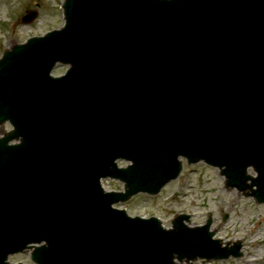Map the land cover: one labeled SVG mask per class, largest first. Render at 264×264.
<instances>
[{
	"label": "water",
	"instance_id": "obj_1",
	"mask_svg": "<svg viewBox=\"0 0 264 264\" xmlns=\"http://www.w3.org/2000/svg\"><path fill=\"white\" fill-rule=\"evenodd\" d=\"M63 8L65 27L0 59V125L14 127L0 138V264L27 250L37 264L239 255L216 251L210 222L192 229L183 216L165 229L112 205L158 193L180 174L179 157L219 167L229 187L264 202V0ZM58 62L71 68L53 78ZM106 177L126 192H106Z\"/></svg>",
	"mask_w": 264,
	"mask_h": 264
},
{
	"label": "rangeland",
	"instance_id": "obj_2",
	"mask_svg": "<svg viewBox=\"0 0 264 264\" xmlns=\"http://www.w3.org/2000/svg\"><path fill=\"white\" fill-rule=\"evenodd\" d=\"M63 1L0 0V56L13 43H23L29 37L60 28L64 24ZM28 10H37L39 18L23 25L20 18ZM65 70L66 67L58 66L53 74L60 75ZM2 129L9 127L0 126V136ZM105 187L123 189L121 182L112 180H106ZM120 207L127 208L131 215L157 216L166 227H171L173 219L183 213L190 215L185 223L192 227L206 224L211 217L215 238L223 240L225 246L238 242L242 245L241 257L199 259L194 264H264V203L228 187L219 170L205 163L188 165L185 162L179 178L169 182L159 194H139ZM10 261L11 264H33L28 254L11 256Z\"/></svg>",
	"mask_w": 264,
	"mask_h": 264
},
{
	"label": "bare ground",
	"instance_id": "obj_3",
	"mask_svg": "<svg viewBox=\"0 0 264 264\" xmlns=\"http://www.w3.org/2000/svg\"><path fill=\"white\" fill-rule=\"evenodd\" d=\"M254 261V259H252V262Z\"/></svg>",
	"mask_w": 264,
	"mask_h": 264
}]
</instances>
